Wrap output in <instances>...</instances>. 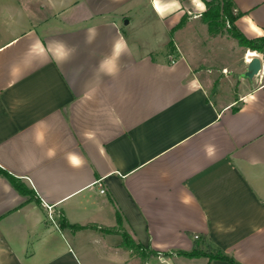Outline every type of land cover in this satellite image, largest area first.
I'll use <instances>...</instances> for the list:
<instances>
[{
    "label": "crops",
    "instance_id": "crops-1",
    "mask_svg": "<svg viewBox=\"0 0 264 264\" xmlns=\"http://www.w3.org/2000/svg\"><path fill=\"white\" fill-rule=\"evenodd\" d=\"M233 2L239 30L264 36V0ZM205 10L0 1V168L32 192L0 176V264H264V71L238 99L209 96L197 54L224 36ZM244 55L246 69L259 57ZM123 232L156 254L124 249ZM196 236L227 260L191 256Z\"/></svg>",
    "mask_w": 264,
    "mask_h": 264
},
{
    "label": "trees",
    "instance_id": "trees-1",
    "mask_svg": "<svg viewBox=\"0 0 264 264\" xmlns=\"http://www.w3.org/2000/svg\"><path fill=\"white\" fill-rule=\"evenodd\" d=\"M206 5V10L201 15V21L207 28L209 35L212 38L218 36H227L234 39L240 47H243L251 52H256L263 55L264 59V36L260 37H247L242 33L236 25V21L244 14L237 10L233 0H203ZM187 22V16L184 15L181 21L171 29L170 34L173 36L174 32L184 27ZM173 41L168 44L169 47H173ZM0 176L6 178L14 187L24 196H31V193L25 186L13 175L6 170L0 168ZM32 197V196H31ZM117 222L120 225L122 223V216L117 212ZM62 226L70 228L73 231L80 230L82 227L70 225L65 219L62 220ZM105 232H110L106 230ZM122 247L126 250L132 251L137 254L143 260L148 256L156 254L154 251L144 249L141 245L137 244L134 239L127 233L123 232ZM196 245L191 256L205 255L210 258H219L227 260L221 251L212 248L207 244L204 237L196 236Z\"/></svg>",
    "mask_w": 264,
    "mask_h": 264
},
{
    "label": "rangeland",
    "instance_id": "rangeland-1",
    "mask_svg": "<svg viewBox=\"0 0 264 264\" xmlns=\"http://www.w3.org/2000/svg\"><path fill=\"white\" fill-rule=\"evenodd\" d=\"M35 7L37 6L35 5ZM188 27L190 28H188L189 30L187 32L193 31L197 32L198 34L201 29V25L196 23ZM157 28L159 34L162 35V27L157 25ZM222 38L225 39L223 40ZM222 38L217 39L219 43H208L211 44L210 49L207 43H205L209 49L208 54L205 50H202L203 53L200 52L199 54H197V57L201 58L200 64L197 65V70L201 72L200 78L203 80L209 96L217 104H227L235 99H238L243 93L247 92L254 86L251 85L248 80H242L240 78V75L246 70V66L244 65V54L246 49L243 47L238 49L235 44L227 41L231 40L227 36H224ZM171 40L174 41L173 36H170V41ZM186 41L188 42V45L190 43L191 45L195 44L197 46L200 44V42H206L204 38L200 39L199 37L193 39H189L187 37L176 38L177 44H179V46H181L182 48L186 47ZM171 49L172 47L168 46V50L171 51ZM196 49L197 51H199V47H197ZM256 54L262 59V71H264L263 55L259 53ZM224 67H226V69H223ZM257 77H259V75L253 79L254 82L256 81Z\"/></svg>",
    "mask_w": 264,
    "mask_h": 264
},
{
    "label": "water",
    "instance_id": "water-1",
    "mask_svg": "<svg viewBox=\"0 0 264 264\" xmlns=\"http://www.w3.org/2000/svg\"><path fill=\"white\" fill-rule=\"evenodd\" d=\"M128 24V21L125 22ZM262 71V60L259 57H253L248 64V67L244 73L240 75L241 79L253 80Z\"/></svg>",
    "mask_w": 264,
    "mask_h": 264
},
{
    "label": "clouds",
    "instance_id": "clouds-1",
    "mask_svg": "<svg viewBox=\"0 0 264 264\" xmlns=\"http://www.w3.org/2000/svg\"><path fill=\"white\" fill-rule=\"evenodd\" d=\"M206 151L209 155H211L214 151L212 146H206ZM73 162H76L75 160Z\"/></svg>",
    "mask_w": 264,
    "mask_h": 264
},
{
    "label": "built area",
    "instance_id": "built-area-1",
    "mask_svg": "<svg viewBox=\"0 0 264 264\" xmlns=\"http://www.w3.org/2000/svg\"><path fill=\"white\" fill-rule=\"evenodd\" d=\"M105 191L104 190H101V193H104ZM51 208L49 207V210H50ZM49 216H50V218H52V213L51 212H49Z\"/></svg>",
    "mask_w": 264,
    "mask_h": 264
}]
</instances>
